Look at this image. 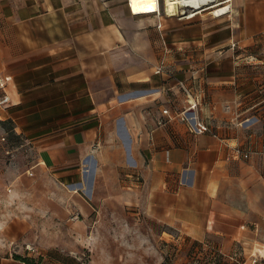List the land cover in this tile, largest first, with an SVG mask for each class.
I'll return each mask as SVG.
<instances>
[{"label":"crops","instance_id":"crops-1","mask_svg":"<svg viewBox=\"0 0 264 264\" xmlns=\"http://www.w3.org/2000/svg\"><path fill=\"white\" fill-rule=\"evenodd\" d=\"M201 5L0 0V117L78 200L64 202L70 232L42 244L73 246L72 264H160L161 239L177 236L226 264L264 247V0ZM189 101L209 131L175 117Z\"/></svg>","mask_w":264,"mask_h":264},{"label":"rangeland","instance_id":"rangeland-1","mask_svg":"<svg viewBox=\"0 0 264 264\" xmlns=\"http://www.w3.org/2000/svg\"><path fill=\"white\" fill-rule=\"evenodd\" d=\"M160 2L159 13L164 16L163 0ZM180 10L177 15L190 12L189 8ZM86 201L95 205L87 198L84 203L88 207ZM64 202L71 208L78 206L77 199L63 194L62 185L52 173L39 166L36 146L17 121L0 117V253L30 258L33 264H72L73 246L42 245L70 232ZM177 238L161 239L160 264H216L218 257L213 256L211 247ZM84 252L77 254L88 255Z\"/></svg>","mask_w":264,"mask_h":264},{"label":"built area","instance_id":"built-area-1","mask_svg":"<svg viewBox=\"0 0 264 264\" xmlns=\"http://www.w3.org/2000/svg\"><path fill=\"white\" fill-rule=\"evenodd\" d=\"M133 12V11H132ZM156 14L159 13V11L154 12ZM161 70V68L157 69V72H159ZM6 81H8V77H0V89L3 90ZM4 92V91H3ZM8 100V96L6 93H3V95L0 96V104H5ZM188 106L186 108H184L183 110H181L180 112L176 113L175 117H178L180 120L185 121L188 125V129L190 132L192 133H201V132H205V131H209V127L207 124H205L204 122H200V121H196L194 116L191 115L190 113L195 109L197 102H188ZM164 113H168L167 110H163ZM172 117H169V119ZM162 121H159V124H162ZM244 157H247L248 154L244 153L243 154ZM213 250V256L214 257H218V260L216 262V264H224L226 262V259L228 255L223 254L222 251L218 248V247H211ZM237 252H235V255H231L230 257L232 259H235ZM231 259V260H232ZM234 261H237V257ZM250 264H264V247L261 248L259 254L254 255L250 258Z\"/></svg>","mask_w":264,"mask_h":264},{"label":"bare ground","instance_id":"bare-ground-1","mask_svg":"<svg viewBox=\"0 0 264 264\" xmlns=\"http://www.w3.org/2000/svg\"><path fill=\"white\" fill-rule=\"evenodd\" d=\"M210 6L214 14H219L221 9L220 0H163L164 10L167 15H175L180 11V7L184 5L193 6L196 11L188 13L189 16L193 15L202 6ZM129 6L133 13L149 14L161 10L160 0H129Z\"/></svg>","mask_w":264,"mask_h":264},{"label":"trees","instance_id":"trees-1","mask_svg":"<svg viewBox=\"0 0 264 264\" xmlns=\"http://www.w3.org/2000/svg\"><path fill=\"white\" fill-rule=\"evenodd\" d=\"M17 258H20V259H22V260H24V261H26L27 263H29V264H33V262H32V260L30 259V258H24V257H21V256H19V255H15Z\"/></svg>","mask_w":264,"mask_h":264}]
</instances>
